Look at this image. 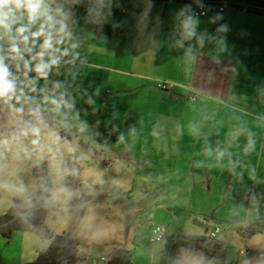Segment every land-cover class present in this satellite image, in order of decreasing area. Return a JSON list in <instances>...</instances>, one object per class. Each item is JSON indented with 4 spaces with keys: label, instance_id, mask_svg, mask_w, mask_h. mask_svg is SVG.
<instances>
[{
    "label": "crops",
    "instance_id": "crops-1",
    "mask_svg": "<svg viewBox=\"0 0 264 264\" xmlns=\"http://www.w3.org/2000/svg\"><path fill=\"white\" fill-rule=\"evenodd\" d=\"M94 1L77 0L69 24V43L76 47L53 68L47 83L38 82V87L49 89L54 81L62 82L58 91L66 92L73 107L86 113L93 109L89 102L98 99L102 112L94 132L97 136L94 140L84 134L104 155L97 148L82 149V142L81 148L69 150L86 152L95 160H105L107 154L120 162L111 177L117 183L116 176L124 179L117 188L122 195L99 193L100 186L109 185L106 176H101L75 203L88 212L90 204L111 199L124 211L125 230L130 232L135 217L144 215L149 221V237L156 226L167 228L166 238L206 237L214 228L221 230L218 223L240 234L264 221V170L260 172L264 154V12L226 7L223 12L195 17V4L105 0L102 15L97 17L90 12L97 7ZM56 3L70 8L66 0ZM189 16L197 21L196 35L191 37L184 27ZM71 130L77 134L80 129ZM63 131L67 136L63 140L71 142L69 132ZM28 158L30 154L23 157L27 163L17 177L20 190L14 198L22 201L36 195L31 170L42 163L26 161ZM49 179L52 203L58 205L51 169ZM51 220L55 222L56 216ZM47 227L53 235L77 241L70 230L52 232ZM138 227L133 228L135 238L139 237ZM225 237L221 231L216 239L225 242ZM33 238L25 232L13 233L9 242L0 236V264L34 261L40 250ZM95 241L90 246L98 250L108 245ZM145 241L141 238L138 247ZM112 245L114 254L119 243ZM46 246L49 243L42 244V248ZM159 250L163 249L151 244L145 253L154 261ZM103 252H98L99 258L109 260L113 255ZM194 252L200 262H209L201 252Z\"/></svg>",
    "mask_w": 264,
    "mask_h": 264
},
{
    "label": "rangeland",
    "instance_id": "rangeland-1",
    "mask_svg": "<svg viewBox=\"0 0 264 264\" xmlns=\"http://www.w3.org/2000/svg\"><path fill=\"white\" fill-rule=\"evenodd\" d=\"M88 105H92L93 107L88 113L80 109L79 106H75L73 109H70L71 111L67 112L62 110L64 113L63 116H66V118L62 120L67 124V127L58 126L56 122L61 121V119L56 117V122L53 123V126L57 127L60 139L51 142L52 151H49L48 147H44L42 150L41 148H33L27 143V141L24 142L25 146L28 148L27 153L15 146H13L10 151L0 149V152L3 153L2 156H0V213L2 210L5 212L12 205L13 199L17 198L16 194L20 190L17 177L19 174L22 175L25 163H27L23 162V157L30 154V158L26 161H29V159H37L41 162H47L49 169H51L53 173V178L55 180L54 200L59 202V207L57 203H52L53 208L47 215L45 226H50L52 232L54 230H70V233L76 236L78 246L75 252V257L77 259L75 264H86L82 261L83 256L99 258V251H104L103 253L105 256H111L113 254L112 244L114 243H119L116 247L117 249L131 251L132 257L130 264H159L161 256L160 250L157 251L154 261L148 252L145 253V251L149 250L151 244L149 242L150 237L146 232V229L149 226V221L144 215H138L135 217L132 229L128 232L125 230L126 216L123 209L114 204L111 199L107 200L111 202H109L110 204L106 202L90 204L88 212L83 211L84 206L81 203H75L76 197L78 196L79 199L82 200L86 193L85 191L88 190L89 186H92L98 178H101V176H106L107 181L105 182L117 191V188L120 187V183L124 180L122 177L116 176L115 178L118 180L117 183L116 180L111 177V174L115 171L117 165L120 164L117 159L105 154V160L102 157L99 158V160H95L94 156H90L86 152L76 154L69 150L70 147L81 148L82 145L80 142H82L84 146L82 149L89 148L91 151L93 148H97L99 155H104V153L100 152L98 145L93 139L88 138L89 135H91L94 136L95 140L97 136L94 132L98 131L99 128L96 123L99 122L98 113L102 112V106L98 99L90 101ZM72 128H78L80 130H77L78 133L75 134L71 130ZM61 129L69 132L71 142H68L65 139L63 140V137L60 134ZM0 131L5 134L7 131L6 118L3 113H0ZM84 133H86L88 137ZM3 138L4 136H0V139ZM106 163L111 165L109 169L104 168ZM121 166L124 167L123 164ZM263 170L264 154L260 165V172ZM101 172H103V174ZM15 174L16 176H14ZM131 177L132 176L129 174L127 178L130 179ZM127 181L124 183L125 185L127 184ZM109 194L115 196L117 192L107 191V197H110ZM134 196L136 195H133V198ZM18 200L23 202L22 199ZM73 206L82 207V210H78ZM243 210L247 211L245 208ZM53 215L56 216L55 222L51 220ZM218 225L220 226L222 233L226 234L225 242H222L217 238V240L226 247V264H264V257L259 259L256 255H251L243 258L239 254V249H248L251 252L264 253V236L261 233H256L252 237L247 238L240 235L232 227H226V224L218 223ZM136 226H139V237L137 238H135L133 233V228ZM170 226L172 228V225ZM30 234L33 235V239L36 241V248L40 250L39 252L48 248V246L42 248L43 243H49L48 240L37 236L36 234ZM141 238L148 241H145V243L138 247ZM95 240L103 241L108 245L102 246L100 250H98L97 246H90V243L96 242ZM5 244H7V242H5ZM163 246V242L157 244V249L162 250ZM11 247L12 245L10 248ZM150 260H152L153 263ZM176 264L211 263L200 262L196 258L194 251L181 248Z\"/></svg>",
    "mask_w": 264,
    "mask_h": 264
},
{
    "label": "clouds",
    "instance_id": "clouds-1",
    "mask_svg": "<svg viewBox=\"0 0 264 264\" xmlns=\"http://www.w3.org/2000/svg\"><path fill=\"white\" fill-rule=\"evenodd\" d=\"M104 7L105 0H97V7L90 12L100 17ZM71 16V9L56 0H0V113L6 118L7 129L0 149L10 151L15 146L27 153V141L33 148L52 151L51 142L60 139L53 123L64 115L62 109L74 105L66 92L58 91L62 82L54 81L52 89L38 87V82L47 83L53 68L76 47L69 43ZM196 24L193 16L186 18L189 37L196 35ZM199 39L202 44L203 37ZM66 43L68 47H64ZM56 123L67 127L63 120Z\"/></svg>",
    "mask_w": 264,
    "mask_h": 264
},
{
    "label": "trees",
    "instance_id": "trees-1",
    "mask_svg": "<svg viewBox=\"0 0 264 264\" xmlns=\"http://www.w3.org/2000/svg\"><path fill=\"white\" fill-rule=\"evenodd\" d=\"M224 6L237 10H255L233 4ZM61 135L67 138L63 130H61ZM0 136H5V133L0 131ZM31 175L36 183V195L27 198L23 202L14 199L11 207L7 211L0 213V236L9 241L15 232H28L48 240V248L39 252L34 261L28 264H75L77 261L75 252L78 242L69 236L52 235L45 226L46 217L53 208L51 200L52 184L49 179L47 162L34 166L31 170ZM97 191L101 194L107 193V191H116L117 195H122L111 185L100 186ZM263 227L264 221L249 228L246 227L240 231V235L250 238L256 233H261V228ZM163 243L159 264H176L181 248L201 252L211 264H226V247L216 238L212 239L209 236H169L165 238ZM131 257V251L118 249L106 264H130Z\"/></svg>",
    "mask_w": 264,
    "mask_h": 264
},
{
    "label": "built area",
    "instance_id": "built-area-1",
    "mask_svg": "<svg viewBox=\"0 0 264 264\" xmlns=\"http://www.w3.org/2000/svg\"><path fill=\"white\" fill-rule=\"evenodd\" d=\"M69 2L72 14L73 11L75 9L76 6V2H73V0H66ZM90 3H95L94 0H87ZM226 6L224 5H219V4H197L196 5V9L194 11V16L195 17H205L207 15L208 12H223L225 10ZM72 16L69 20V24L71 22ZM161 89L166 88V86L161 85L160 86ZM189 100L193 101L192 97H189ZM111 167L110 164H107L105 166L106 169H109ZM249 228V227H247ZM221 232V230L219 228H214L210 233H209V237L214 239L217 237V235ZM166 234H167V228L165 226H156L152 229L151 231V236L149 239V242L153 245V244H158V243H162L165 238H166ZM261 234L264 236V227L261 228ZM239 254L240 256H242L243 258L248 257L250 255H256L257 258L262 259L264 257V253H253L250 252L246 249H239ZM82 261L85 262L86 264H105L108 262L107 259L101 257V258H93V257H89V256H83L82 257Z\"/></svg>",
    "mask_w": 264,
    "mask_h": 264
},
{
    "label": "water",
    "instance_id": "water-1",
    "mask_svg": "<svg viewBox=\"0 0 264 264\" xmlns=\"http://www.w3.org/2000/svg\"><path fill=\"white\" fill-rule=\"evenodd\" d=\"M171 2H182L188 4H219V5H240L245 8H253L256 11L264 12L263 0H165ZM229 8V7H228Z\"/></svg>",
    "mask_w": 264,
    "mask_h": 264
}]
</instances>
